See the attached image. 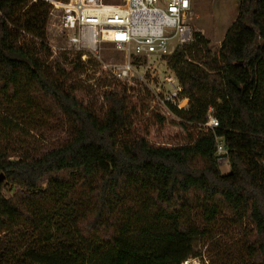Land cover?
I'll use <instances>...</instances> for the list:
<instances>
[{
    "label": "trees",
    "instance_id": "obj_1",
    "mask_svg": "<svg viewBox=\"0 0 264 264\" xmlns=\"http://www.w3.org/2000/svg\"><path fill=\"white\" fill-rule=\"evenodd\" d=\"M234 1L237 17L217 51L194 33L162 58L188 99L186 110L168 107L186 137L156 145L132 121L149 109L148 90L112 79L89 95L75 84L81 54L62 52L64 64L48 65L52 6L0 0V93L33 91L70 126L65 144L33 158L10 160L0 149V235L32 237L2 251L0 264H183L200 259L195 212L205 223L226 214L244 226V264H264V0ZM209 116L213 130L203 127ZM61 219L63 228L54 224Z\"/></svg>",
    "mask_w": 264,
    "mask_h": 264
},
{
    "label": "rangeland",
    "instance_id": "obj_2",
    "mask_svg": "<svg viewBox=\"0 0 264 264\" xmlns=\"http://www.w3.org/2000/svg\"><path fill=\"white\" fill-rule=\"evenodd\" d=\"M43 1L51 5L49 0ZM31 4L29 3L28 6ZM237 7L238 3L234 0H192L193 16L190 24L193 33L200 34L207 41L212 52L218 50L226 31L235 21ZM52 10L53 6L46 24V42L52 50V57L48 61L50 67L57 62L64 64L61 53H69L59 49L62 41L54 28L56 19L53 15L56 13ZM66 57L70 59L72 54ZM101 58L103 61H123L121 53L116 52L113 45L109 43L102 45ZM82 63L85 64V69L75 78L76 86L86 90L89 95H102L111 85L112 78L103 71L98 61L90 59ZM151 65L158 83L166 77L173 76L162 59H153ZM138 86L148 90L152 96L149 89L140 84ZM164 88L162 92L165 91ZM156 91L157 89H154V92ZM152 103L153 96L148 104L149 109H144L132 119L137 134L145 135L150 142L156 145L183 143L186 133L177 125L178 120L167 110L157 105L153 107ZM156 115L165 120L163 124L159 125ZM69 139L68 122L55 114L48 103L37 93L25 91L17 97H9L0 93V149L4 148L10 152V160L36 157L41 152L62 146ZM219 170L221 174H227L229 172L228 161L219 165ZM3 194L5 198L12 196L8 189H5ZM64 222L61 219L55 221L54 224L63 228ZM191 224L200 233L199 239L195 242V251L200 259H190L183 264L245 263L244 226L232 224L226 214H220L212 223H205L199 212L193 214ZM66 232L68 235L69 232L66 229L62 234L66 235ZM31 238L29 233L19 229L9 235L1 234L0 253L8 250L12 253L20 251L23 245L30 242Z\"/></svg>",
    "mask_w": 264,
    "mask_h": 264
},
{
    "label": "built area",
    "instance_id": "obj_3",
    "mask_svg": "<svg viewBox=\"0 0 264 264\" xmlns=\"http://www.w3.org/2000/svg\"><path fill=\"white\" fill-rule=\"evenodd\" d=\"M49 1L56 13L54 28L62 41L60 51L81 54L84 63L98 61L114 80L129 86L143 85L152 93L153 107L187 109L188 99L182 96L174 75L158 83L151 61L170 56L177 47L193 42L192 0ZM105 43L121 53L122 62L102 60ZM203 127L213 130L217 122L209 116ZM216 141L219 167L227 161V150L221 140Z\"/></svg>",
    "mask_w": 264,
    "mask_h": 264
},
{
    "label": "water",
    "instance_id": "obj_4",
    "mask_svg": "<svg viewBox=\"0 0 264 264\" xmlns=\"http://www.w3.org/2000/svg\"><path fill=\"white\" fill-rule=\"evenodd\" d=\"M4 181V176L3 174H0V184Z\"/></svg>",
    "mask_w": 264,
    "mask_h": 264
}]
</instances>
